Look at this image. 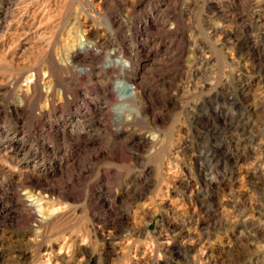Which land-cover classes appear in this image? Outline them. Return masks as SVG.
I'll return each instance as SVG.
<instances>
[{
	"label": "rangeland",
	"instance_id": "374dc122",
	"mask_svg": "<svg viewBox=\"0 0 264 264\" xmlns=\"http://www.w3.org/2000/svg\"><path fill=\"white\" fill-rule=\"evenodd\" d=\"M0 264H264V0H0Z\"/></svg>",
	"mask_w": 264,
	"mask_h": 264
},
{
	"label": "bare ground",
	"instance_id": "6f19581e",
	"mask_svg": "<svg viewBox=\"0 0 264 264\" xmlns=\"http://www.w3.org/2000/svg\"><path fill=\"white\" fill-rule=\"evenodd\" d=\"M120 75H121V74H120ZM126 83H127V82H126ZM126 83H125V84H126ZM125 84H124V85H125ZM133 85H134V84H133ZM133 85H128V84H126V87H127L129 90H131L132 87H133ZM132 90H133V89H132ZM127 91H128V90H127Z\"/></svg>",
	"mask_w": 264,
	"mask_h": 264
}]
</instances>
